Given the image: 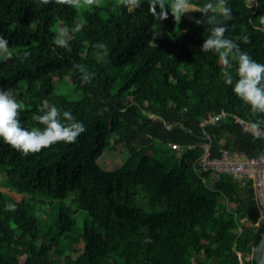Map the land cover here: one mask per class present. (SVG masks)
<instances>
[{
    "label": "trees",
    "instance_id": "obj_1",
    "mask_svg": "<svg viewBox=\"0 0 264 264\" xmlns=\"http://www.w3.org/2000/svg\"><path fill=\"white\" fill-rule=\"evenodd\" d=\"M204 2L190 0L198 8ZM219 2L197 24L200 10L177 22L169 8L159 19L147 0L138 8L132 0H86L81 7L0 0V32L16 53L0 57V85L19 91L21 120L43 127L34 113L47 101L86 124L75 142L27 155L0 139V171L7 188L21 194L0 190V264H256L251 252L264 218L250 180L221 173L210 185L214 174L200 172L198 160L209 138L213 156L220 147L263 152L264 137L244 131L234 115L255 122L264 113L253 114L224 83L223 69L230 65L235 75L237 61L229 56L226 65L219 52L201 45L212 15L227 25L226 36L241 37V48L264 61V0H227L233 11L227 20ZM78 21L82 27L72 31ZM157 21L162 32L154 38ZM57 24L69 29L67 47L54 43ZM25 50L31 54L23 58ZM80 65L94 73L87 82ZM67 76L79 99L58 90L56 79ZM222 110L227 114L219 121L201 125ZM116 146L127 157L106 170L98 159ZM139 185L150 203L165 199L168 209L150 212L121 200L132 199ZM79 211L91 220L84 228Z\"/></svg>",
    "mask_w": 264,
    "mask_h": 264
},
{
    "label": "clouds",
    "instance_id": "obj_2",
    "mask_svg": "<svg viewBox=\"0 0 264 264\" xmlns=\"http://www.w3.org/2000/svg\"><path fill=\"white\" fill-rule=\"evenodd\" d=\"M60 2L73 3L74 0H60ZM145 0H132L135 6L141 7ZM128 3V0H125ZM149 11L157 18L164 19L169 15L168 9L174 14L177 22L182 15L190 9H198L203 13L202 17L195 18L197 24L205 22V14L214 7L213 0H205L199 8H193L190 0H147ZM159 5V10L157 9ZM218 11L225 20L231 19L232 8L228 6L227 0H220ZM206 20L214 24L210 34L206 36L201 48L202 51L213 50L225 58V64L229 65L228 57L237 61L235 75L230 70V65L223 69V80L227 85H231V90L241 98L242 101L251 106V112L264 113V61L253 58L250 52L241 48L238 42L241 37L233 39L225 35L227 25L223 22H215L212 15H208ZM259 20L264 24V14ZM82 27L81 22H77L72 31H78ZM264 31V29H261ZM69 29L59 27L57 34L53 37L54 43L67 47L70 40ZM242 39L247 42L250 35H243ZM30 51L25 50L23 58L30 55ZM16 55L10 47L9 39L0 32V57L10 58ZM82 79L87 82L94 73L90 72L83 65H80ZM19 91L13 87L0 85V139L10 144L22 154L29 152H39L45 147L51 146L59 141L65 143L75 142L81 133L86 131V124L83 120L77 119L73 112L67 108H61L55 103L42 102L38 105V111L34 113V119L39 121L43 127L26 126L21 120V111L25 109V103L19 98ZM264 125V117L253 122L252 128L258 129ZM9 209H14L16 204L8 203Z\"/></svg>",
    "mask_w": 264,
    "mask_h": 264
},
{
    "label": "built area",
    "instance_id": "obj_3",
    "mask_svg": "<svg viewBox=\"0 0 264 264\" xmlns=\"http://www.w3.org/2000/svg\"><path fill=\"white\" fill-rule=\"evenodd\" d=\"M226 114L225 110L211 113L201 122V125L216 123ZM234 118L244 131L264 137V128L262 126L258 129H253L252 121L237 115H234ZM210 140L209 138L202 144L203 153L198 160V170L200 172H212L216 176L221 173H227L243 183L250 180L255 198L261 208V217L264 218V151L256 155H250L243 149L220 147L218 155L213 156ZM170 145L172 148L180 147L179 144L175 143H170Z\"/></svg>",
    "mask_w": 264,
    "mask_h": 264
},
{
    "label": "rangeland",
    "instance_id": "obj_4",
    "mask_svg": "<svg viewBox=\"0 0 264 264\" xmlns=\"http://www.w3.org/2000/svg\"><path fill=\"white\" fill-rule=\"evenodd\" d=\"M76 5L81 7L86 3V0H74ZM248 3L253 4L256 2V0H247ZM85 2V3H84ZM193 8H198L197 6L191 4ZM198 9H190L187 10L182 16L186 17L187 19H191L193 17V13ZM57 29L61 27V24H57L55 26ZM66 27V26H63ZM67 28V27H66ZM162 32V26L160 21H157L155 30L153 33V37L156 38L160 33ZM56 85L58 87V90L65 94L67 97L71 99H79L81 97V91L75 88V85L72 81L71 76H67L64 79H56ZM127 157V151L123 146H116L114 149H107L98 159V162L102 167H104L106 170H113L119 167L123 161ZM217 178V176L213 175L209 179L208 183L212 185L213 181ZM0 190L9 192L14 198H21V194L17 193L16 191H10L7 188V180H6V174L4 171H0ZM131 197L132 199L127 198L125 195L122 196L121 200L123 201H130L134 204H137L141 207H143L145 210L153 212V211H162L167 210L168 206L166 204L165 199H161L155 203H150L147 199V195L145 191L143 190V187L141 185L137 186L135 190H131ZM67 199L66 201H68ZM54 203H58L59 200H53ZM85 213L83 211H79L77 214L78 216V225H80L82 228L85 227V225L89 224L91 220L85 221L84 216ZM46 216V213L44 214ZM242 224L249 225L250 222L248 220H243ZM238 255H241L240 252H238Z\"/></svg>",
    "mask_w": 264,
    "mask_h": 264
},
{
    "label": "water",
    "instance_id": "obj_5",
    "mask_svg": "<svg viewBox=\"0 0 264 264\" xmlns=\"http://www.w3.org/2000/svg\"><path fill=\"white\" fill-rule=\"evenodd\" d=\"M251 258L255 261L256 264H264V231L261 234L259 242L252 248Z\"/></svg>",
    "mask_w": 264,
    "mask_h": 264
},
{
    "label": "crops",
    "instance_id": "obj_6",
    "mask_svg": "<svg viewBox=\"0 0 264 264\" xmlns=\"http://www.w3.org/2000/svg\"><path fill=\"white\" fill-rule=\"evenodd\" d=\"M216 176V175H215ZM218 177V176H217Z\"/></svg>",
    "mask_w": 264,
    "mask_h": 264
}]
</instances>
